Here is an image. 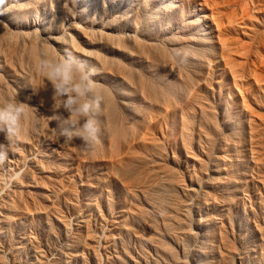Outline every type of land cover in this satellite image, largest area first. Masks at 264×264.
I'll use <instances>...</instances> for the list:
<instances>
[{"label":"rangeland","instance_id":"obj_1","mask_svg":"<svg viewBox=\"0 0 264 264\" xmlns=\"http://www.w3.org/2000/svg\"><path fill=\"white\" fill-rule=\"evenodd\" d=\"M66 53L95 69L89 151L51 119ZM9 102L0 264H264V0H0Z\"/></svg>","mask_w":264,"mask_h":264},{"label":"clouds","instance_id":"obj_2","mask_svg":"<svg viewBox=\"0 0 264 264\" xmlns=\"http://www.w3.org/2000/svg\"><path fill=\"white\" fill-rule=\"evenodd\" d=\"M41 68L51 82L53 95L61 100V109L52 114L57 134L67 140L78 139L89 151L99 143L100 126L93 113L99 107L98 98L92 97L95 69L81 58L63 54L44 60ZM25 108L21 103L9 102L0 106V166L8 159L21 131Z\"/></svg>","mask_w":264,"mask_h":264},{"label":"bare ground","instance_id":"obj_3","mask_svg":"<svg viewBox=\"0 0 264 264\" xmlns=\"http://www.w3.org/2000/svg\"><path fill=\"white\" fill-rule=\"evenodd\" d=\"M215 2H216V1H215ZM209 3H210V2H209ZM212 3H213V2H212ZM214 8H215V7H214ZM214 8H213V9H214ZM161 10H162V9H161ZM214 10H215V11H218V9H217V8H215ZM159 11H160V10H159ZM54 39H55V38H54Z\"/></svg>","mask_w":264,"mask_h":264}]
</instances>
